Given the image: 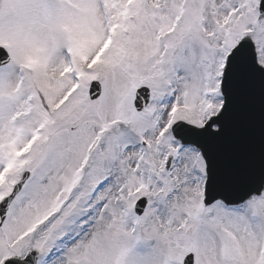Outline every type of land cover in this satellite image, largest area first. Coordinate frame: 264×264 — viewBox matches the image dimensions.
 Segmentation results:
<instances>
[{
	"label": "snow or ice",
	"instance_id": "1",
	"mask_svg": "<svg viewBox=\"0 0 264 264\" xmlns=\"http://www.w3.org/2000/svg\"><path fill=\"white\" fill-rule=\"evenodd\" d=\"M0 264H264V0H0Z\"/></svg>",
	"mask_w": 264,
	"mask_h": 264
}]
</instances>
